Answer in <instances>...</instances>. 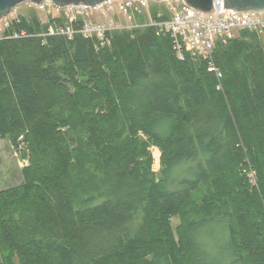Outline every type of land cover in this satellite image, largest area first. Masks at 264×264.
<instances>
[{
	"label": "trees",
	"instance_id": "obj_1",
	"mask_svg": "<svg viewBox=\"0 0 264 264\" xmlns=\"http://www.w3.org/2000/svg\"><path fill=\"white\" fill-rule=\"evenodd\" d=\"M83 21L0 40V138L27 160L0 190L2 264H264V34L218 39L217 78L143 14L103 40Z\"/></svg>",
	"mask_w": 264,
	"mask_h": 264
},
{
	"label": "built area",
	"instance_id": "obj_2",
	"mask_svg": "<svg viewBox=\"0 0 264 264\" xmlns=\"http://www.w3.org/2000/svg\"><path fill=\"white\" fill-rule=\"evenodd\" d=\"M111 1L112 0H109L93 7L69 6L58 8L50 2H43L39 5L29 4L46 13L47 19L45 21H42L38 17L42 22H48L49 17H63L66 20L64 26H60L55 30L52 25H49L44 31L34 34V32L30 30L21 29L18 31L13 27L14 22H19L18 17H13L11 19H6L7 17H5L0 20V24L2 23L0 26V40L5 36L22 38L35 35L40 36L42 39H46L48 36L54 34H61L71 39L74 34L73 25L78 17L84 18L82 27L79 30L83 37L89 38L95 35L100 40H103L105 31L111 28L131 29L135 27L134 18L135 14L138 13L146 15L147 21H145L144 25L156 27L158 34L166 33L169 35L175 56L179 60H183L187 53L198 55L206 61L208 70L214 72L217 78H221V73L212 60L215 42L220 38H233L241 30L264 34V13H240L233 10H219L203 13L187 6L182 0H174L176 4L170 6V9L164 7L169 17L163 20H153L151 18L150 9L148 8L152 2L148 0H119L121 13L124 17H127L129 21V25L126 26L115 25L103 27L98 23H91L86 15H84L85 10H97L102 7L106 10L107 3ZM53 7L57 9L55 13H52ZM144 11L147 13L145 12L146 14H144ZM162 13L163 11H160L158 17L161 16ZM219 88L220 85L218 86V89ZM249 176L252 178L253 173L251 172Z\"/></svg>",
	"mask_w": 264,
	"mask_h": 264
},
{
	"label": "rangeland",
	"instance_id": "obj_3",
	"mask_svg": "<svg viewBox=\"0 0 264 264\" xmlns=\"http://www.w3.org/2000/svg\"><path fill=\"white\" fill-rule=\"evenodd\" d=\"M119 3V0H112L110 3H107L106 10H104L103 7L97 10H85L84 15H86V17L91 23H98L103 27L115 25H129L128 18L124 17V15L121 13ZM153 4H156L158 6H164L165 8L170 9V6H173L176 3L174 2V0H169L160 3H152L151 5ZM148 9H150V5ZM56 11L57 9H52V13H55ZM145 12L146 11H144L143 13L146 14L147 12ZM31 14L37 15L42 21H45L47 19L45 12L40 11L37 7L31 6L29 4H22L14 8L6 19H11L13 17L18 16H29ZM144 17L145 21H147L146 15H144ZM150 152L153 158V171L158 172L160 165V152L154 146L150 147ZM26 163L27 160L21 157L19 151L16 150L13 142L9 137L0 138V190L21 183V170ZM177 222L178 221L174 219L172 223L173 225H176ZM0 264H2L1 253Z\"/></svg>",
	"mask_w": 264,
	"mask_h": 264
},
{
	"label": "water",
	"instance_id": "obj_4",
	"mask_svg": "<svg viewBox=\"0 0 264 264\" xmlns=\"http://www.w3.org/2000/svg\"><path fill=\"white\" fill-rule=\"evenodd\" d=\"M109 0H0V20L7 17L14 8L22 4L39 5L50 2L58 8L69 6L93 7ZM160 3L166 0H148ZM187 6L203 13L219 10H233L240 13H264V0H182Z\"/></svg>",
	"mask_w": 264,
	"mask_h": 264
}]
</instances>
